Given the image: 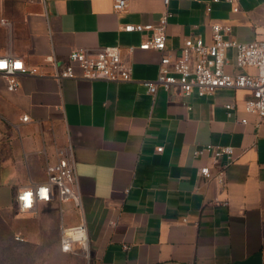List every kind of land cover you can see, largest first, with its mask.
<instances>
[{
  "label": "crops",
  "instance_id": "0c3cea01",
  "mask_svg": "<svg viewBox=\"0 0 264 264\" xmlns=\"http://www.w3.org/2000/svg\"><path fill=\"white\" fill-rule=\"evenodd\" d=\"M237 6L171 0L168 49L179 53L187 37L210 42L216 21L231 24L240 42L264 38V0ZM164 10L163 0H127L122 11L114 0H0V56L38 70L20 75L17 91L0 73V236L23 238L11 240L12 264L24 259L20 248L44 250L29 258L37 264H48L47 250L62 259V227L80 223L89 264H264V124L257 127L258 117L245 111L244 89L202 97L181 96L176 87L148 92L143 81L156 78L161 53L138 48L143 35L122 26L156 23ZM113 45L137 46L132 80L53 77V58L63 66L74 48ZM228 56V72L253 71L234 65L233 50ZM210 143L235 148L223 189L198 176L209 159L193 151ZM69 145L80 208L66 202L61 212L54 199L21 212L18 190L44 182L57 148ZM64 205L73 214L66 220Z\"/></svg>",
  "mask_w": 264,
  "mask_h": 264
},
{
  "label": "built area",
  "instance_id": "2783aa9c",
  "mask_svg": "<svg viewBox=\"0 0 264 264\" xmlns=\"http://www.w3.org/2000/svg\"><path fill=\"white\" fill-rule=\"evenodd\" d=\"M171 0H163L165 10L156 23H129L122 26L128 32H138L143 35L140 49H153L161 53L159 69L155 79L144 80L148 92L155 94L158 86L170 90L178 88L181 96H189L197 93L199 96H210L218 89H244L249 96L244 100V109L247 113L255 114L258 119L256 126L264 124V38H256L251 42H240L232 36V25L216 21L211 25V41L207 42L201 36L187 37L183 42L180 52L167 47V25L171 16L169 4ZM220 0H211L218 2ZM238 9V0H226ZM127 7V0H114V9L122 11ZM210 7H208V10ZM137 46L130 45L122 48L119 45L105 46L97 50L87 48H74L68 55V62L60 66L53 58L56 69L53 77L61 81L67 78H82L86 80H105L125 82L132 80L133 63L131 56ZM233 50L234 65L238 68H251L253 71L231 73L227 66L231 63L228 51ZM0 62L6 64L0 73L6 77L7 88L17 91L20 88L19 76L23 74H35L37 68L26 65L23 58L12 54L0 56ZM16 63L20 68H16ZM80 68V74L76 73L75 65ZM226 108H234V103L226 104ZM29 116L22 117V121H28ZM247 123L246 119L242 120ZM163 150V146L157 148ZM196 159L208 156V162L198 168V176L204 183L215 182L220 188L227 186V172L236 159L235 148L231 145L206 144L197 147L193 151ZM56 163H48L46 166L47 179L44 182L32 183L18 190L15 201L21 212H36L41 202H50L57 199L61 212L63 204L72 202L77 208L81 206L79 182L76 170V160L72 146L58 147L56 150ZM49 189L48 199H41L39 189ZM31 191L33 204L30 208H22L19 196ZM87 229L84 223L71 227H62L61 245L64 250L65 230L73 228ZM16 240H23L21 236H15ZM70 248L68 251L81 249L89 258L90 248L85 242L67 238ZM89 242V238H88Z\"/></svg>",
  "mask_w": 264,
  "mask_h": 264
},
{
  "label": "rangeland",
  "instance_id": "374dc122",
  "mask_svg": "<svg viewBox=\"0 0 264 264\" xmlns=\"http://www.w3.org/2000/svg\"><path fill=\"white\" fill-rule=\"evenodd\" d=\"M80 207H78L77 209H79ZM64 209H65V220L70 218L73 214L71 212H69L64 205ZM13 238V237H12ZM15 239V238H13ZM10 237L7 238V236L5 234L0 236V264H10V255L12 256V252L14 251L12 249V242ZM16 240V239H15ZM15 252L17 253V256H20L23 260L20 261L18 264H37V262L32 261L31 259L29 260V258H33V257H37V256H42L44 250H30V249H16ZM83 251L81 249H76L74 251H68L66 252V254H63L62 259L56 258V262L54 261L53 258H55V256L53 254H50L49 250H47L48 255L46 256L47 259V263L48 264H89L88 258H86V255L82 253ZM85 255V256H84ZM7 259V260H6ZM12 264V263H11Z\"/></svg>",
  "mask_w": 264,
  "mask_h": 264
},
{
  "label": "clouds",
  "instance_id": "9594fccd",
  "mask_svg": "<svg viewBox=\"0 0 264 264\" xmlns=\"http://www.w3.org/2000/svg\"><path fill=\"white\" fill-rule=\"evenodd\" d=\"M6 67L5 63H0V69H4ZM16 68H20V64L16 63ZM49 189L46 187H41L39 189V196L41 199H48ZM19 200L21 201L22 208H30L33 204V193L31 191L24 192L19 196ZM65 241H64V251H68L70 248V244L68 243L67 238L71 237L74 240H79L82 243L86 240V230L81 228H73L65 230Z\"/></svg>",
  "mask_w": 264,
  "mask_h": 264
},
{
  "label": "bare ground",
  "instance_id": "6f19581e",
  "mask_svg": "<svg viewBox=\"0 0 264 264\" xmlns=\"http://www.w3.org/2000/svg\"><path fill=\"white\" fill-rule=\"evenodd\" d=\"M85 242V244H86V247L88 248L89 247V242H88V236H87V234H86V240L84 241ZM90 248V247H89Z\"/></svg>",
  "mask_w": 264,
  "mask_h": 264
},
{
  "label": "snow or ice",
  "instance_id": "6c2138e0",
  "mask_svg": "<svg viewBox=\"0 0 264 264\" xmlns=\"http://www.w3.org/2000/svg\"><path fill=\"white\" fill-rule=\"evenodd\" d=\"M0 63H3V62H0Z\"/></svg>",
  "mask_w": 264,
  "mask_h": 264
}]
</instances>
